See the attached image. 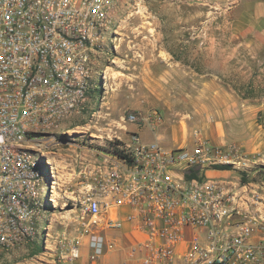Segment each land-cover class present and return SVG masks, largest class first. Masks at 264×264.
Masks as SVG:
<instances>
[{"label":"built area","instance_id":"2783aa9c","mask_svg":"<svg viewBox=\"0 0 264 264\" xmlns=\"http://www.w3.org/2000/svg\"><path fill=\"white\" fill-rule=\"evenodd\" d=\"M126 2L0 0V253L34 232L45 152L33 145L45 148V135L85 108L98 43ZM127 120L153 127L161 114ZM92 154L77 175L75 232L56 237L53 264L73 261L83 245L89 259L99 257L117 242L107 232L124 224L142 235L128 246L140 264H172L186 240L185 264H264V183L235 175L248 176L255 163L238 142L214 144L196 126L186 146L134 132ZM221 167L230 176L204 174Z\"/></svg>","mask_w":264,"mask_h":264},{"label":"rangeland","instance_id":"374dc122","mask_svg":"<svg viewBox=\"0 0 264 264\" xmlns=\"http://www.w3.org/2000/svg\"><path fill=\"white\" fill-rule=\"evenodd\" d=\"M228 0H127L98 43L88 82L85 108L45 135L42 204L35 230L26 241L0 253V264H45L59 234L74 233V189L81 157L129 141L137 133L144 142L174 146L172 126H195L194 114L209 74L244 101L264 106V59L229 42L221 32L222 8ZM231 2V1H229ZM156 109L161 122H130L127 114L146 116ZM256 120L264 124V109ZM252 173L243 180L264 183V143L254 155ZM45 163V166L42 163ZM210 177H228L227 169L211 168ZM49 224V226H48ZM52 256V255H51Z\"/></svg>","mask_w":264,"mask_h":264},{"label":"crops","instance_id":"0c3cea01","mask_svg":"<svg viewBox=\"0 0 264 264\" xmlns=\"http://www.w3.org/2000/svg\"><path fill=\"white\" fill-rule=\"evenodd\" d=\"M219 13L224 18L221 19L220 30L229 38L223 50L234 52L240 48L264 59V0H233L227 2V6ZM220 80L219 75L212 74L204 79L199 93L203 100L194 114L196 121L193 128L199 127L203 136L214 144L236 141L241 144L245 153L254 155L264 143V124L256 120L257 114L264 106L262 103L244 101L233 90L226 88ZM193 128L172 126L167 131L171 133L174 146H186L192 142ZM208 171L209 169L204 170V174L210 177L213 173ZM230 174L229 172V176ZM107 234L117 236L113 249H107L99 257L89 259L83 245L76 259L58 264H140L138 259L128 256V246L142 237L139 232L133 231L131 225L124 224ZM188 237L190 234H187ZM189 246L187 240L176 245L172 264H185L182 256ZM48 253L50 256L45 258V264H53V253Z\"/></svg>","mask_w":264,"mask_h":264},{"label":"trees","instance_id":"16d2710c","mask_svg":"<svg viewBox=\"0 0 264 264\" xmlns=\"http://www.w3.org/2000/svg\"><path fill=\"white\" fill-rule=\"evenodd\" d=\"M42 165L45 166V163L43 162ZM221 169H224V167H221ZM198 171H199L198 167H193V168L187 169L186 170V176L189 178L197 176Z\"/></svg>","mask_w":264,"mask_h":264},{"label":"bare ground","instance_id":"6f19581e","mask_svg":"<svg viewBox=\"0 0 264 264\" xmlns=\"http://www.w3.org/2000/svg\"><path fill=\"white\" fill-rule=\"evenodd\" d=\"M36 146V145H33V147Z\"/></svg>","mask_w":264,"mask_h":264}]
</instances>
